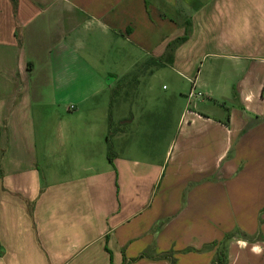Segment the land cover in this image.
<instances>
[{"label": "crops", "instance_id": "0c3cea01", "mask_svg": "<svg viewBox=\"0 0 264 264\" xmlns=\"http://www.w3.org/2000/svg\"><path fill=\"white\" fill-rule=\"evenodd\" d=\"M152 57L203 97L114 115ZM263 210L264 0H0V264H264Z\"/></svg>", "mask_w": 264, "mask_h": 264}, {"label": "rangeland", "instance_id": "374dc122", "mask_svg": "<svg viewBox=\"0 0 264 264\" xmlns=\"http://www.w3.org/2000/svg\"><path fill=\"white\" fill-rule=\"evenodd\" d=\"M117 57H116V52H114L113 54H111L110 58H109V62L111 63L112 58H118L119 62L115 64H113V66H115L116 70L121 72L123 71L121 69V67H125L127 66L128 62L126 60V58L123 57V54H119L117 53ZM118 67V68H117ZM152 69H148L145 70L144 72L141 71L140 66H135L133 68V70L123 76L121 79L126 78L125 81H132L133 78L135 76H137V78L134 79V81H132V84L126 89L125 91H120L119 96L117 97L118 99V103L115 105L114 108V115H116L117 113H121L122 112V106L120 104V102L126 98H128L129 96L126 95H136L137 97L143 96V103L145 105H151L152 103L150 102H146L147 100V93L149 92V90L152 88L154 93L158 94V95H163V96H177V97H181L183 96V98L190 93V91L192 90V88L194 87V85L192 84V82L187 81V79H184L180 76H178L174 71H172L170 69V67L168 68H161L159 70H157L156 75L152 77ZM152 77V78H151ZM168 88V90H163V87ZM128 92L127 94H125V92ZM133 93V94H132ZM131 97V96H130ZM129 97V98H130ZM128 98V99H129ZM116 100V101H117ZM120 101V102H119ZM231 106H227V109H230ZM134 112H137L140 109L139 103H137V105L132 107ZM138 136V134L135 135V137ZM140 141H142V139L140 138ZM63 168V165H59L57 166V168ZM260 225H262V223H260ZM234 234V239H240V240H244L245 242L249 243L253 240H258L260 241L262 239V234L259 231L255 236H250L248 233L245 232H241L239 230H235L233 232ZM244 235L248 236L245 240ZM251 240H247L250 239Z\"/></svg>", "mask_w": 264, "mask_h": 264}, {"label": "trees", "instance_id": "16d2710c", "mask_svg": "<svg viewBox=\"0 0 264 264\" xmlns=\"http://www.w3.org/2000/svg\"><path fill=\"white\" fill-rule=\"evenodd\" d=\"M13 2H14V6H15V9H16V6H17V0H13ZM185 27H186V33H185V36H183V37H181V38H179V39H177L175 42H173L170 46H169V51L170 52H173L175 49H176V47H178L179 45H181L182 43H184L185 41H187L188 40V38H189V35H190V32H191V22H188L186 25H185ZM165 67V64H163V62H162V59H155V58H149L145 63H143V64H141L140 65V68H141V71H145V70H148V69H151V68H153L152 69V71L153 70H158V69H161V68H164ZM135 78H137V76H135L134 78H133V80L132 81H134V79ZM125 79L126 78H123V79H121L118 83H117V85H116V88L114 89V92H113V94H114V98L117 100L118 98V96H119V94H120V91H125V88L127 87H129L131 84H132V81L130 80V81H125ZM126 88V89H127ZM128 92L126 91L125 92V94H127ZM111 125H112V120H111ZM111 160V159H110ZM112 161V160H111ZM263 212H264V210H263ZM261 223H263L262 222V220L260 221ZM244 237H245V240H246V238L248 237L247 235L245 236L244 235ZM234 238V234L233 233H231V234H228L225 238H224V240L221 242V245H220V247H219V252H218V256H217V259H216V261L217 262H220V263H222L221 262V258L224 256V255H226L227 254V252H228V245H229V242L232 240ZM247 240H251V238L250 239H247ZM216 244H213L211 247H214ZM173 252H169V253H165V254H162V255H158L157 257H155L156 259H169V260H171L170 262H171V264H176V261L174 260V258H173ZM149 257V253L148 252H146V253H144V254H142L140 257H139V259H143V258H148ZM215 261V262H216Z\"/></svg>", "mask_w": 264, "mask_h": 264}, {"label": "built area", "instance_id": "2783aa9c", "mask_svg": "<svg viewBox=\"0 0 264 264\" xmlns=\"http://www.w3.org/2000/svg\"><path fill=\"white\" fill-rule=\"evenodd\" d=\"M187 97H188L189 102L191 104L193 101H195L199 98H202L203 95L200 92H197L195 88H192V90L190 91V93L188 94Z\"/></svg>", "mask_w": 264, "mask_h": 264}]
</instances>
